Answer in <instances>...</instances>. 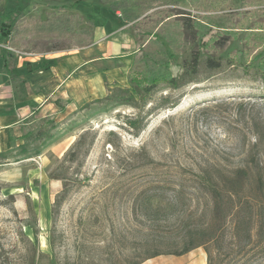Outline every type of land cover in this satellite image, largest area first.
<instances>
[{"label":"rangeland","instance_id":"rangeland-1","mask_svg":"<svg viewBox=\"0 0 264 264\" xmlns=\"http://www.w3.org/2000/svg\"><path fill=\"white\" fill-rule=\"evenodd\" d=\"M104 2L0 0V13L20 19L13 21L16 38L4 45L23 53L22 60H42L52 51L80 57L90 48L95 56L110 43L108 56L118 59L115 45L126 36L137 51L133 61L146 52L156 75H185L186 82L157 87L140 111L147 116L137 136L128 121L139 111L102 98L57 122L40 155L0 163V264H186L176 256L144 260L141 246L208 219L209 199L193 190L198 171L244 169L264 180V82L250 67L254 58L264 63V0H125L123 8L135 11L128 23ZM54 18L67 26L41 32V23ZM196 52L200 64L190 79L184 67ZM209 59L221 68L209 70ZM137 69L139 79L144 65ZM127 75L106 84V95L107 88H129ZM39 125L33 120L29 131ZM71 149L75 158L68 161ZM252 237L256 255L246 262L244 242H231L225 232L220 264L262 263L264 232L254 230ZM195 252L200 257L187 264L205 261L202 248Z\"/></svg>","mask_w":264,"mask_h":264},{"label":"trees","instance_id":"trees-1","mask_svg":"<svg viewBox=\"0 0 264 264\" xmlns=\"http://www.w3.org/2000/svg\"><path fill=\"white\" fill-rule=\"evenodd\" d=\"M124 2L125 0H120L110 3L109 0H105L104 4L110 11H119L123 18L122 20L128 23L131 19L130 16L133 13L135 14V11L129 6L124 9ZM130 9L133 11L132 13ZM15 18H17L16 21L20 20L18 14L14 12L0 13V44H5L9 40L16 38L17 29L13 25ZM72 20L73 17L70 16L67 19V23H71ZM67 23L65 22L64 24L62 20L56 18L52 20L46 19L41 23L40 31L43 33L60 32L61 28L67 26ZM184 24L186 28L192 30V21L185 20ZM69 28H71V25ZM11 59V53L0 47V63L4 69L8 68ZM254 61L255 63H251L250 67L255 69L259 78L264 82V63H261L258 58H254ZM149 62L146 52L144 57L134 60L127 75L129 88H107V95L102 100L117 106L128 105L139 111L136 117L128 121L129 127L134 129L135 133L133 135L135 136L143 130L144 119L147 116V112L145 116H141L140 111L144 110L149 97L157 87L162 83L168 88L178 89L186 82L185 75L181 78L161 77L159 71L156 75ZM199 64V54L197 52L193 53L190 61L185 63L184 67L189 71L190 79H194V76H196ZM40 65L43 68H47L49 63L41 60ZM139 65H144V69L141 70L142 76L137 79V73L139 72L137 67ZM205 65L209 70H217L221 68L222 64L220 61L209 59L205 62ZM23 66L28 67L29 65L26 63ZM39 122L40 125L37 131H29L23 137L24 143L16 149L14 156H11L12 151L0 153V163L13 158H21L26 155L37 156L42 153V143L51 137V131L55 129L56 123L53 119H42ZM85 137L86 134L80 135L73 144L75 149L82 146ZM93 142L94 138L89 141L88 146H91ZM64 158H67L68 161L74 160L75 151L71 149ZM211 171H214L216 176L212 175ZM195 178L194 192L196 194L204 192L210 201L208 219L198 225H185L178 228L172 239L163 240L162 238L164 237H161V240L157 242L146 241L141 246L147 252L144 260L158 256L180 257L195 249L202 248L206 256V264H220L217 255L221 249L222 236L227 232L231 242H244L245 256H247L245 260L247 262L250 257L256 255L252 244V232L254 230L264 232V180L252 178L248 170L220 171L216 168L199 170ZM50 179L60 180L59 177L52 175ZM247 190H249V193H246ZM60 198V194L55 197L54 210L60 204ZM136 264L140 263L137 262ZM260 264H264V261Z\"/></svg>","mask_w":264,"mask_h":264},{"label":"crops","instance_id":"crops-1","mask_svg":"<svg viewBox=\"0 0 264 264\" xmlns=\"http://www.w3.org/2000/svg\"><path fill=\"white\" fill-rule=\"evenodd\" d=\"M123 37L115 45L122 55L118 59L109 58L114 45L107 43L96 48L95 56L92 48L80 57L72 51L46 53L41 58L49 63L47 68H37L39 58L22 60L17 54L12 55L17 59L13 58L8 68L0 63V153L15 152L24 143L33 120L53 119L57 123L104 98L106 84L114 83L117 75L128 74L132 53L137 52L131 38ZM113 60L118 67L110 66ZM26 63L28 67L23 66ZM191 256L200 257V253L193 250L179 260L187 264ZM205 263L206 258H197L193 264Z\"/></svg>","mask_w":264,"mask_h":264},{"label":"built area","instance_id":"built-area-1","mask_svg":"<svg viewBox=\"0 0 264 264\" xmlns=\"http://www.w3.org/2000/svg\"><path fill=\"white\" fill-rule=\"evenodd\" d=\"M0 47L17 54L18 56L23 55V53L15 51L13 48L8 47V45L0 44Z\"/></svg>","mask_w":264,"mask_h":264}]
</instances>
